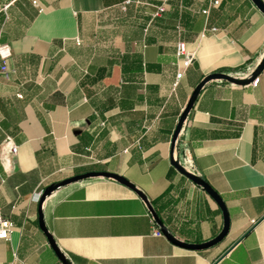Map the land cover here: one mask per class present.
<instances>
[{
    "label": "crops",
    "instance_id": "0c3cea01",
    "mask_svg": "<svg viewBox=\"0 0 264 264\" xmlns=\"http://www.w3.org/2000/svg\"><path fill=\"white\" fill-rule=\"evenodd\" d=\"M33 1L0 0V212L13 224L0 264H61L38 227L37 195L93 171L134 184L180 241L217 236L222 214L170 165V142L205 76L243 79L258 65L264 15L250 0ZM179 41L193 60L175 86ZM257 79L205 86L177 144L181 164L225 203L221 243L190 251L153 236L136 194L98 178L42 206L69 262L264 264V72Z\"/></svg>",
    "mask_w": 264,
    "mask_h": 264
},
{
    "label": "water",
    "instance_id": "95a60500",
    "mask_svg": "<svg viewBox=\"0 0 264 264\" xmlns=\"http://www.w3.org/2000/svg\"><path fill=\"white\" fill-rule=\"evenodd\" d=\"M251 3L255 6V8L264 15V2L262 0H250ZM264 72V56H262L260 62L255 67V69L251 72V74L247 78H236L231 75L222 73V72H214L205 76L194 88L191 96L188 99V102L184 109L182 110L179 119L176 123L174 132L172 134L171 142H170V165L177 171L181 176L185 177L188 181L194 184L196 187L201 189L205 194H207L218 206L221 214H222V228L221 231L218 233L217 236L212 238L211 240L200 243V244H190L177 239L173 234H171L165 225L162 223L161 219L159 218L157 212L155 211L154 207L151 205V202L148 200L147 196L139 190L134 184L129 182L123 176L118 174L110 173V172H87L80 175H75L70 178L64 179L62 181L52 183L48 185L39 195L38 197V227L40 231L46 237L49 247L54 252L55 256L59 260L61 264H71L67 257L59 250L57 247L53 237L48 232L44 219H43V211L42 206L45 203L46 199L51 196L55 191L65 186L80 183L83 181L91 180V179H106L114 181L127 189L131 190L136 196L146 205L154 223L158 227V230L161 234L165 236V238L174 244L175 246L190 250V251H202L209 248L216 246L217 244L221 243L225 237L228 235L229 227H230V218L225 206L224 201L222 200L221 196L209 185V183L202 177L194 174L193 172L186 169L179 160V154L177 152V144L179 142V137L182 131V128L187 121L190 112L194 106L195 101L199 97L201 91L204 89L205 86L212 82H225L232 85L237 86H245L251 85L257 77Z\"/></svg>",
    "mask_w": 264,
    "mask_h": 264
},
{
    "label": "built area",
    "instance_id": "2783aa9c",
    "mask_svg": "<svg viewBox=\"0 0 264 264\" xmlns=\"http://www.w3.org/2000/svg\"><path fill=\"white\" fill-rule=\"evenodd\" d=\"M35 6L37 5L35 1L30 0ZM217 2H214V5H216ZM164 12V8L162 6L157 8V11L155 13V16H158L159 14ZM203 13H207V11H204ZM175 55H176V59H177V72H176V80H175V86L178 84V82L183 78L185 71L191 66L192 64V55L187 51L186 45L184 42L179 41L176 44V50H175ZM0 56L1 58H6L8 56V52L7 50H5L4 47H0ZM258 79H256L252 85H257ZM11 152L12 153H16V148L12 147L11 148ZM41 194V192L37 195L39 197V195ZM13 229V224L10 221L9 218H7L6 216H4L1 212H0V240L1 241H8L10 234L12 232ZM153 236L155 237H161L162 234L160 233V231L158 229H155L153 231Z\"/></svg>",
    "mask_w": 264,
    "mask_h": 264
}]
</instances>
